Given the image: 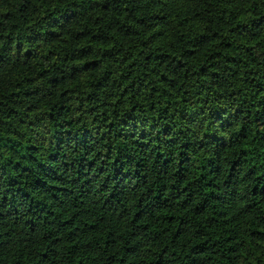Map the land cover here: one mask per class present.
I'll return each mask as SVG.
<instances>
[{"label": "trees", "instance_id": "trees-1", "mask_svg": "<svg viewBox=\"0 0 264 264\" xmlns=\"http://www.w3.org/2000/svg\"><path fill=\"white\" fill-rule=\"evenodd\" d=\"M24 2L21 0L22 5ZM5 3L9 0H0V4ZM58 4L45 20L19 32L15 31L19 25L12 12L0 14V132L13 133L0 136V228L14 225L41 245L50 246L55 239H48L49 234L60 238L56 237L59 231L64 240L70 241L76 227L93 223L88 209L104 180L103 175L100 179L95 177L104 163L98 153L105 149L104 137H107V144L113 146L112 154L119 151L121 161H126L125 172H135L140 166L141 176L129 177L125 184L134 187L147 175L151 195L144 197L147 211L143 216L133 217L135 227L129 225L132 233L141 234L139 238L128 235L123 244L113 241L108 251L115 252L117 259L105 258L102 264H123L120 254L131 255L136 264H224L223 258L232 248L228 239L240 227L233 226L222 215L225 212L231 215L230 211L236 209L237 181L245 185V191L250 189L256 207L264 205V154L246 150L251 140L264 153V129L260 127L264 125V64L257 72L246 61L242 63L243 57L236 52L235 41L242 38L241 33L246 35L244 27L240 33H225L226 41L233 42L232 48H228L226 41H219L214 31L217 25L204 29L203 36L196 33L192 41L177 48H170L166 34L158 35L147 48H137L147 38L145 33L153 23L147 11L143 19L132 16L131 21L115 20L116 27L110 28L109 19H115L113 13L119 11L121 0H58ZM94 4L100 5L96 12L106 18L99 26L89 14ZM128 4L129 8L138 6V0H128ZM255 15L248 22L251 25L248 30L264 33V0H255ZM5 21L12 28L7 35ZM113 35L118 41L115 47ZM13 46L19 65L17 75L21 77L15 86L20 92L7 95L13 83L5 79V69L13 64ZM221 46L223 52L218 50ZM21 48L27 49L23 56L19 53ZM261 55L264 57V52ZM213 56L217 59L213 60ZM125 59L135 60L138 65L137 74L132 76L136 87L130 88L129 95L139 92L143 96L145 91L152 95L155 88V95L166 104L171 99L169 113L164 115L157 105L156 111L139 110L133 119L127 108L122 107L120 111L124 115L113 121L111 129L105 126L107 118H101V132H97L93 120L96 114H81L62 93L83 81L93 80L102 85L94 90L99 97L105 91H118L120 83L130 87L131 73L127 67L122 68L124 75H116L118 65H123ZM85 62H94L88 64L87 72L83 70ZM140 69H154L160 79L153 84ZM146 84L149 87L145 90L142 86ZM185 87L187 103L181 95ZM212 87L218 91L208 97L207 103L192 102L193 95ZM172 91L175 96L165 95ZM96 102L89 100L83 107L88 109ZM30 105L33 109H51L54 119H44L33 128L25 123ZM237 110L250 131L240 143L229 139L228 143L234 147L223 149L222 137L228 133L220 136L213 133L234 123ZM224 112L228 118L222 116ZM157 113L160 116L156 120L144 119ZM8 116L12 117L11 122L6 121ZM121 119L127 122L121 123ZM252 125L257 132H251ZM37 128L39 134H34ZM197 136L204 137L209 158L201 153ZM5 150L11 154L8 159L3 158ZM222 151L233 160L231 165L218 155ZM239 151L242 154L238 156ZM197 159L201 160L198 170L194 167ZM104 168L108 175L120 171L112 162L104 163ZM181 177L189 185L194 181L200 190L198 204L189 201L193 218L190 221L188 214L179 215L182 206L172 199L181 186ZM165 184L169 187H164ZM112 187L110 182L109 190ZM118 202L119 197L115 203ZM138 204L136 201L133 207ZM258 212L259 209H254L251 215ZM209 214L212 219L205 220V226L201 227L199 221ZM260 215L264 217V213ZM62 217L68 221L67 226ZM241 223L250 227L253 221ZM191 224L197 227L192 229ZM145 237L153 245L147 251L140 246L141 241L147 242ZM112 238L113 234L109 233L107 239Z\"/></svg>", "mask_w": 264, "mask_h": 264}, {"label": "clouds", "instance_id": "clouds-1", "mask_svg": "<svg viewBox=\"0 0 264 264\" xmlns=\"http://www.w3.org/2000/svg\"><path fill=\"white\" fill-rule=\"evenodd\" d=\"M23 6V11L21 8ZM58 0H26L21 3V0H9V3L0 4V14L12 12L17 19L19 25L15 31H21V28H30L37 24L39 21L45 20L49 13L54 12L58 8ZM100 5L94 4L91 7L90 15L91 20L98 26L102 24L106 19L100 13L96 12V9ZM106 10V9H105ZM147 11L149 18L153 23L149 26L148 31L145 33L146 39L142 43L137 44V48H147L158 35L166 34L167 44L170 48H177L180 45L189 43L194 39L196 33L204 35V29L211 28L212 25L218 27L214 29L216 35L219 37V41H226L225 33H240L241 27H244V33H241V39L235 41L236 52L242 57V63L247 62L249 68H255L259 72V68L264 64V57L261 53L264 52V33H256L249 31L251 25L248 23L250 20L256 18L255 15V0H138V6L129 8L128 0H121V7L118 12L113 13L115 19H109V25L116 27L115 20L131 21L132 16H137L143 19L144 13ZM96 13V14H92ZM5 35L12 30L11 25L5 21ZM166 25V27H164ZM91 34V33H90ZM216 37H214L215 39ZM112 46L115 47L118 43L116 37L113 35ZM228 48L233 47V42L226 41ZM15 44V42H14ZM218 50L223 52L222 46ZM26 48L19 50L20 56H23L26 52ZM46 54V53H45ZM195 54L194 52L192 53ZM13 64H9L5 69V79L12 82L13 86L8 89L7 95L13 93H19L20 88L15 85L19 83L21 77L17 75L19 72V65L16 64L17 52L15 47L12 49ZM211 55V53H209ZM151 57H149L150 59ZM59 59V57H57ZM213 60L217 57L213 56ZM94 62H85L83 70L87 72L88 64ZM16 64L14 67L13 65ZM27 68V65H24ZM127 67L129 73L130 87L124 83H120L118 91H105L102 97H99L94 91L102 87L101 84L93 81H83L71 87V89H65L62 95L68 97V103L74 104L78 111L83 114L95 113L93 120L96 121V131L101 132L99 121L101 118L105 119V126L110 130L113 121L117 117H122L124 113L120 110L122 107L127 108V112L132 114V118L135 119L139 110L148 112L149 109L156 111L157 105H159L164 115L169 113L168 104L172 103L171 99L166 104L162 98L155 95L156 89L152 88V95H148L147 91L143 96L139 92H133L129 95L130 88L136 87V82L132 79V76L137 74L136 70L138 65L135 60L125 59L123 65H118L117 76L124 75L122 68ZM145 72V75L149 76L150 82L155 83L160 77L153 69L151 71L147 69H140ZM145 90L149 87L148 84L142 86ZM187 88L181 89V95L184 98V102H188L186 95ZM218 91L217 88L212 87L208 90H201L199 93L193 95L191 100L194 104L203 105L208 102V97L214 95ZM71 93V95H69ZM165 95L171 97L175 96V92H165ZM222 97V93L220 94ZM235 95V93H231ZM96 99V103L85 109L83 104L89 100ZM139 105V108H138ZM240 110H237V119L234 123H230L227 128H218L213 134L220 136L221 133H228L222 138L225 140L223 149H229L234 147V144L228 143L229 139H233L235 143H240L241 138L250 131L246 127L247 121H243L239 118ZM115 113V115H113ZM160 116H145L144 119L156 120ZM224 118H228V113H222ZM53 118L51 109L35 108L30 105L26 113L25 123L35 128L37 122L42 123L44 119ZM79 119V117H77ZM175 119V116H173ZM211 119V118H209ZM12 117L6 118L7 122H11ZM121 123L127 121L121 119ZM256 123H259V117H257ZM15 127V125H12ZM135 128L136 125L134 124ZM170 127V125H169ZM264 129V125L260 126ZM232 131H229V130ZM251 132H257L255 125H252ZM34 134H39L37 128ZM12 136L11 131L0 132V136ZM197 143L200 145L201 153L205 158H209V152L205 151L204 137L197 136ZM105 149L101 150L98 155L104 161V163L112 162L120 168L119 172H113L112 175H108L105 172L104 163L101 164L99 174L95 177L100 179V176H104L103 183L99 185V191L96 197L92 201V207L88 209V214L94 221L88 226L76 227L73 233L74 238L70 241H66L61 237L59 231L56 233V237L53 238L52 234H49L48 239H55V242L50 246L41 245L32 236L26 235L24 232L16 229L14 225H9L0 228V264H52L53 260L55 264H102L105 258L110 260L117 259L115 252L109 253L108 249L113 245V241L117 244H123L124 238L128 235H136L137 238L141 234L132 233L133 217L143 216L147 211V207L144 206V197L151 195V190L148 184V176L144 175L140 183H136L134 187L126 185L125 181L132 177L141 176L140 166H137L135 172L124 171L126 161H121L119 151L116 155L112 154L113 146L107 144V137H104ZM187 146V145H185ZM259 146L255 145L251 140L248 141L246 150L248 152L256 151L258 155L264 154L258 151ZM242 152H238V156ZM11 154L4 151V159H8ZM52 155H55L53 153ZM220 158L226 160L229 165L233 163V160L225 155L222 151L218 154ZM215 163V160L212 161ZM95 164V161L92 162ZM66 166V165H65ZM194 167L198 170L201 167V160L197 159ZM175 171V170H173ZM171 176V173L169 174ZM169 179V177H166ZM181 186L175 191V195L172 199L176 200L178 205L182 206V210L179 215L188 214L189 221L192 220V214L189 208V201L197 203V197L200 196V190L194 185H189L185 181L184 177H181ZM224 180L220 183L224 184ZM112 184V190H109V183ZM185 184L187 186H185ZM164 187L168 188L169 185L165 184ZM174 187V185H173ZM163 190V189H162ZM66 191V189H65ZM107 193V195H105ZM84 193H81L83 196ZM234 195L236 197L237 205L234 211H230L231 215L227 212L222 213L225 220H231L232 225H240L235 229V235H232L228 239V243L232 246L229 254L224 257V264H264V217L260 213H264V205L256 207V203L252 201L251 191H245V185H242L239 181L235 185ZM119 197V202L115 203ZM139 201L137 207L133 205ZM198 204V203H197ZM148 204V207H151ZM79 207H83L80 205ZM138 208V210H137ZM187 209V211H184ZM254 209H259L256 215H251ZM83 213H81L82 215ZM64 225H68V221L61 218ZM211 214L203 217L199 221L201 227L205 226V220H211ZM242 221H253L250 227H246ZM192 229L197 227L196 224H191ZM88 232L95 233V237L88 236ZM113 234L112 240H108V234ZM83 237V238H82ZM116 237H121L120 240H116ZM147 241H141V247L147 251L153 246L151 241L145 237ZM59 245V247L57 246ZM107 245V246H106ZM123 264H136L135 258L131 255L124 256L119 255Z\"/></svg>", "mask_w": 264, "mask_h": 264}]
</instances>
